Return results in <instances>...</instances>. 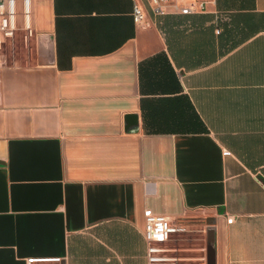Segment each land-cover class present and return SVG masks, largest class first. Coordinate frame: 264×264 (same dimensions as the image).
<instances>
[{
    "label": "crops",
    "instance_id": "crops-1",
    "mask_svg": "<svg viewBox=\"0 0 264 264\" xmlns=\"http://www.w3.org/2000/svg\"><path fill=\"white\" fill-rule=\"evenodd\" d=\"M31 1L0 60V264H149L145 213L264 264V0Z\"/></svg>",
    "mask_w": 264,
    "mask_h": 264
},
{
    "label": "built area",
    "instance_id": "built-area-1",
    "mask_svg": "<svg viewBox=\"0 0 264 264\" xmlns=\"http://www.w3.org/2000/svg\"><path fill=\"white\" fill-rule=\"evenodd\" d=\"M155 17L168 14L192 15L205 10L209 0H146ZM133 21L145 25L147 13L135 5ZM21 19V26H19ZM18 30L24 32L22 44L30 53L32 29L31 0H0V60L7 41L12 40ZM194 234H201L198 239ZM193 235V236H191ZM205 231L196 230L194 223L186 219L171 220L161 215L145 213L143 238L146 242V259L149 264H207ZM197 243H193L196 241ZM60 257L37 256L25 259V264H62Z\"/></svg>",
    "mask_w": 264,
    "mask_h": 264
},
{
    "label": "rangeland",
    "instance_id": "rangeland-1",
    "mask_svg": "<svg viewBox=\"0 0 264 264\" xmlns=\"http://www.w3.org/2000/svg\"><path fill=\"white\" fill-rule=\"evenodd\" d=\"M191 236H193V235H191ZM199 236H202L201 234L199 235V234H194V238H197L198 239V237ZM193 243H197V240L196 241H193Z\"/></svg>",
    "mask_w": 264,
    "mask_h": 264
}]
</instances>
